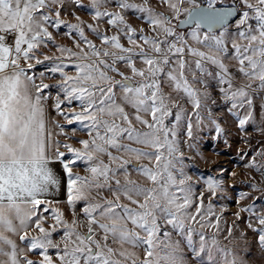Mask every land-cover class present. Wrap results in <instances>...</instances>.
I'll list each match as a JSON object with an SVG mask.
<instances>
[{"label":"snow or ice","instance_id":"1","mask_svg":"<svg viewBox=\"0 0 264 264\" xmlns=\"http://www.w3.org/2000/svg\"><path fill=\"white\" fill-rule=\"evenodd\" d=\"M59 2L0 0V257L5 258L0 264H37L22 257L23 249H18L7 233L26 241L29 251L40 249L42 259L38 264H54L49 249L58 250L59 264H188L185 249L195 258V264H240L232 250L222 247L217 239L220 216L215 215L212 204L205 209L203 193L194 198L177 139L184 109L165 94L162 85L167 83L183 93L198 110L202 101L209 99V79L216 80L227 85L220 91L232 101L230 112L238 107L251 109L253 96L264 95V0H234L231 6H221L222 0H163L170 15L155 12L147 6V0L144 5L118 0L121 9L145 13L152 25L155 36L141 34L142 45L133 38L136 29L121 13L101 12L102 0H92L94 18L108 16L110 25H123L121 30L133 47L121 44L118 35H103L88 25L108 46L97 48L80 24H71L69 29L78 32L86 47L81 48L77 42L79 51L63 46L59 51L75 64V75L64 71L66 65L59 57L45 56V60L60 59L51 71L63 77L55 85L63 99L57 95L54 108L69 125L79 122L89 130L90 139L80 141L82 148L63 145L67 153L60 151L61 143L55 139L65 134L64 127L52 122L58 133L49 127L45 107L48 97L43 92L50 85L42 81L37 84L28 74L35 67L33 59L36 64L43 63L35 57V50L46 39L53 40L45 26L53 17L41 10ZM59 16L57 10V28L64 23ZM185 26L186 31H178ZM10 33L14 34V43L8 40ZM135 57L144 67L136 66ZM229 58L237 62L238 72L246 78L239 87L224 62ZM22 60L28 62L26 67L21 66ZM118 62H126L132 76L119 71ZM189 72L192 81L204 85L203 92L193 87L186 75ZM134 77H139L135 83ZM73 101L79 103L80 110L65 113L61 106ZM126 107L134 111L130 113ZM173 108L177 109L175 113ZM173 115L169 127L165 121ZM251 116L249 111L239 120L240 125L248 123ZM137 124L146 130L137 128ZM191 129L189 122V136ZM216 130L222 131L219 125ZM111 149L133 156L135 161L146 159L148 164L113 155ZM103 156L108 157V163ZM77 161L87 164V175L73 172ZM56 162L66 174L67 204L75 209L78 202H83L82 221L74 218L69 222L59 208H51L55 224L64 229L62 248L52 239L57 228H45L41 214L48 212L52 203L44 197L60 187L52 167ZM129 165L147 183L131 179ZM207 184L214 196L219 183L209 180ZM105 191L111 193V199L103 195ZM122 199L129 203H121ZM258 219L260 227L254 231H258L259 243L264 246V215ZM32 225L39 235L29 233ZM81 227L86 230L80 231ZM205 229L215 231L209 235ZM228 231L231 234V229Z\"/></svg>","mask_w":264,"mask_h":264},{"label":"rangeland","instance_id":"2","mask_svg":"<svg viewBox=\"0 0 264 264\" xmlns=\"http://www.w3.org/2000/svg\"><path fill=\"white\" fill-rule=\"evenodd\" d=\"M127 2L144 5L146 0H127ZM233 3L234 0H222L221 5H232ZM91 5L92 0H79V3L76 0H61V2L41 10L44 14H50L53 17V19H50L45 24L53 34V40L48 41L46 39L45 43L35 50V57L39 58L43 63L36 64L35 59H33L31 63L35 67L28 70V74L35 77L37 84H40L42 81L50 85L43 92V95L48 97L45 101V107L46 112L49 114V127L57 133L59 129L55 128L52 122L64 127L65 134L57 135L55 139L61 143L60 151L66 153L67 150L63 147L64 144H71L74 148H82L83 146L80 144V141L90 139L87 128H84L79 122L69 125L64 116L58 114L53 106L57 95H60L61 99H63V93L58 87H55L63 77L58 72L53 73L51 69L60 63V59H62L66 65L64 71L68 75H75L76 71L75 64L69 60L67 54H64L63 57L61 56L59 51L60 46L70 48L73 51H79L76 46L77 42H79L81 48L86 47L84 42L80 40L78 32L74 29H69L68 25L80 24L84 29V35L97 48L108 46L102 44L100 37L88 25H92L103 35H118L121 44L125 47H133L129 43L127 35L121 30L124 26L121 25L118 28L115 25H110L108 23L110 17L108 16H101L98 19L94 18L95 10ZM147 6L154 9L157 13L171 14L170 9L163 0H147ZM188 6L187 4L184 5V7ZM57 10L60 12L59 19L64 21L59 28L54 26ZM99 10L101 12L121 13L127 24L136 29L133 38L137 40L138 44H143L139 39L141 34L155 36V33L152 31V25L146 19V14L139 11V9H121L118 0H102ZM182 18L184 17L181 16ZM173 23L177 22L173 20ZM186 30L187 28L178 29V31ZM13 36L14 34H8L10 43H14ZM135 50L138 51V49ZM45 56L59 57L60 59L45 60ZM134 59L138 68L144 67L138 57ZM186 59L191 61L192 58L186 56ZM224 62L228 65L234 77V85L239 87L244 84L246 78L238 72L237 62L231 58L226 59ZM27 63V61L22 60L21 66L26 67ZM116 67L119 71L124 72L125 75L132 76L126 62H118ZM41 73H44L43 77H41ZM109 75L114 76L117 80L121 79L115 72H109ZM186 75L190 82L193 83V87L199 89L201 92L205 90L202 83L192 81L190 72L186 73ZM197 76H200L199 72H197ZM136 80H139V77H134L133 83ZM162 87L165 94L170 95L184 109V118L180 121L177 130L180 151L183 153V171L186 176L191 178L189 183L193 186L194 198H199L200 193H203L205 209L211 203L215 215L220 216L221 231L217 235L220 245L232 250L240 264H264V246H261L259 243L258 231H254V229L260 227L258 218L264 215V167H262L264 166V95L255 94L253 96L251 109L245 106L244 108L238 107L230 112L229 109L232 107V101L226 100L224 94L220 91L222 87H227V85H220L216 80L209 79V87L207 88L209 99L202 101V107L197 110L183 93L174 91L167 83L163 84ZM253 87H255V84ZM116 91L119 93V88ZM61 107L65 113L69 114H71L73 109L76 111L80 110V105L76 101H73L72 104L65 102ZM126 110L130 113L134 111L130 107H126ZM176 110L173 108V113ZM249 111L252 113L251 118L248 123L241 126L239 120L245 118ZM197 112L199 113V120L197 119ZM146 118L150 119V117ZM173 122L174 115L165 121L169 127ZM189 122L192 125L191 136L188 135ZM217 125L222 129L221 132H217ZM136 127L146 130L139 124ZM123 143L130 142L124 140ZM132 146L143 147V145L138 144H133ZM111 151L113 155H123L125 159H130L135 163L148 164L146 159L135 161L133 156L117 152L115 149H111ZM67 156L69 159L72 158L70 153ZM102 159L105 163H108L107 156H103ZM253 161H255V164H253ZM56 163V166L53 164L52 167L60 180V187L58 191L53 189L50 195L44 197V199L52 201V203L49 211L46 213L41 211V214L44 216L43 226L45 228L49 230L53 226L57 228V231L52 234V239L54 242L59 243L62 248L64 229L55 224L51 208H59L64 213V219L69 222L74 218L82 221L84 220L81 211L83 202H78L75 209L67 204L66 174L63 171L61 163ZM72 170L74 173L80 175L88 174L87 164L83 161H77L73 165ZM128 172L131 179L142 184L147 183L131 165L128 166ZM209 180L219 183V187L215 189L216 194L214 196L208 189L207 182ZM103 195L109 199L112 198L111 193L107 191ZM121 203L129 202L126 199H122ZM45 207L49 206L46 205ZM74 211L76 213L75 217L73 215ZM237 213H239V218L237 217ZM212 219L214 220L215 217L213 216ZM250 224L252 225L251 227H249ZM229 229H231V234H229ZM85 230L83 227L80 229V231ZM28 231L31 235H39V230L34 225L30 226ZM205 231L211 235L215 229H205ZM7 235L16 241L18 249H23L22 257L26 256L38 264L42 259V256L39 254L40 249L29 251L26 246L27 242L20 241L18 235L13 233H7ZM57 251V249L48 250V254L52 257L54 264H59ZM137 251L143 256L142 249H138ZM185 253L188 264H195V258L187 249H185ZM0 259L5 258L0 257Z\"/></svg>","mask_w":264,"mask_h":264},{"label":"water","instance_id":"3","mask_svg":"<svg viewBox=\"0 0 264 264\" xmlns=\"http://www.w3.org/2000/svg\"><path fill=\"white\" fill-rule=\"evenodd\" d=\"M233 5V4H232ZM221 6H231V5H221ZM237 6H238V4H237ZM183 19V18H182ZM182 28H187V26H185V27H182Z\"/></svg>","mask_w":264,"mask_h":264},{"label":"crops","instance_id":"4","mask_svg":"<svg viewBox=\"0 0 264 264\" xmlns=\"http://www.w3.org/2000/svg\"><path fill=\"white\" fill-rule=\"evenodd\" d=\"M47 114H48V113H47ZM47 116H49V114H48ZM56 164H57V163H54L55 166H56Z\"/></svg>","mask_w":264,"mask_h":264}]
</instances>
